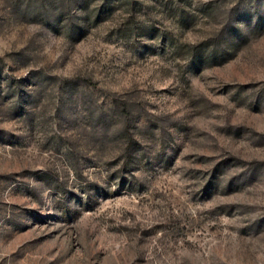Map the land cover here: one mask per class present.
Wrapping results in <instances>:
<instances>
[{"label":"rangeland","instance_id":"374dc122","mask_svg":"<svg viewBox=\"0 0 264 264\" xmlns=\"http://www.w3.org/2000/svg\"><path fill=\"white\" fill-rule=\"evenodd\" d=\"M80 1L0 0V264H264V0Z\"/></svg>","mask_w":264,"mask_h":264},{"label":"trees","instance_id":"16d2710c","mask_svg":"<svg viewBox=\"0 0 264 264\" xmlns=\"http://www.w3.org/2000/svg\"><path fill=\"white\" fill-rule=\"evenodd\" d=\"M79 0H77L78 2ZM84 0H81L79 3H83ZM99 11H97V14L98 15ZM91 17V13L89 14H84V16L80 17V19L78 20L79 22H81V24H79L78 26H75L73 27V30H71L72 32L71 33H74V31H77L79 32L80 30L83 29V27L86 25V23L88 22L89 18ZM242 23V22H241ZM240 23V24H241Z\"/></svg>","mask_w":264,"mask_h":264}]
</instances>
